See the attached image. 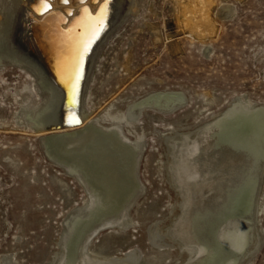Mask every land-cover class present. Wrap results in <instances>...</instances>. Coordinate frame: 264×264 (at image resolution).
Returning a JSON list of instances; mask_svg holds the SVG:
<instances>
[{
  "label": "rangeland",
  "instance_id": "374dc122",
  "mask_svg": "<svg viewBox=\"0 0 264 264\" xmlns=\"http://www.w3.org/2000/svg\"><path fill=\"white\" fill-rule=\"evenodd\" d=\"M211 2L214 26L192 33L182 22L192 8L189 0H140L121 25L110 24L113 29L94 54L84 102L103 124L155 94H183L186 101L166 113L145 107L137 121L123 123L125 133L144 146L138 164L143 193L129 209L132 225L91 238L94 255L136 251L147 264L182 261L176 245L161 250L149 237L153 229L165 231L183 205L172 183L169 137L203 127L238 98L264 105V0ZM222 5L231 9L228 17L216 16ZM150 25L158 28V37ZM44 102L28 71L0 66V264H59L66 221L88 199L82 185L48 158L42 137L19 123L25 103L39 108ZM263 187L264 182L256 223L262 240L244 264H264Z\"/></svg>",
  "mask_w": 264,
  "mask_h": 264
},
{
  "label": "bare ground",
  "instance_id": "6f19581e",
  "mask_svg": "<svg viewBox=\"0 0 264 264\" xmlns=\"http://www.w3.org/2000/svg\"><path fill=\"white\" fill-rule=\"evenodd\" d=\"M68 1L48 0L51 9L43 11L38 10V0H3L0 7V66L28 71L45 96L39 108L25 103L21 110L25 118L19 123L42 137L48 158L88 194L85 205L66 221L59 264H147L136 251L99 257L88 244L103 229L132 225L129 209L144 188L138 175L144 146L125 133L123 123L137 121L145 107L169 112L183 105L185 97L152 95L130 104L111 125L103 124L101 116L91 117L84 92L94 54L113 29L108 30L110 24L121 25L130 12H137L140 0H123L127 8L120 0L115 6L113 0ZM189 3L193 9L182 18L186 29L192 33L212 29L211 0ZM102 10L103 25L93 37L89 16L94 19ZM230 12L222 5L216 16L225 18ZM150 27L158 37V28ZM216 117L167 141L172 183L183 205L179 208L178 202V214L165 231L155 226L149 237L161 250L176 245L183 260L174 264H244L262 240L256 223L264 182V105L238 98Z\"/></svg>",
  "mask_w": 264,
  "mask_h": 264
},
{
  "label": "snow or ice",
  "instance_id": "6c2138e0",
  "mask_svg": "<svg viewBox=\"0 0 264 264\" xmlns=\"http://www.w3.org/2000/svg\"><path fill=\"white\" fill-rule=\"evenodd\" d=\"M64 2L67 3L68 0H64ZM49 7H50V4L48 3V0H39L38 10L40 11L47 10ZM85 12H87V10H85ZM89 20H90L89 27H90L92 36L94 37L98 33L100 27L103 25V10L101 12V15L94 19L91 16H89ZM86 50H87V46L85 45V51Z\"/></svg>",
  "mask_w": 264,
  "mask_h": 264
},
{
  "label": "water",
  "instance_id": "95a60500",
  "mask_svg": "<svg viewBox=\"0 0 264 264\" xmlns=\"http://www.w3.org/2000/svg\"><path fill=\"white\" fill-rule=\"evenodd\" d=\"M32 1H34V0H32ZM38 1H39V0H38ZM49 9H51V8L49 7L47 10H49ZM55 10H56V9H55ZM108 19H109V18H108ZM107 21H108V20H107ZM105 27H106V28L104 29V32H105V30L107 29L108 26L105 25ZM104 32H103V31L101 32V35H100L99 38L96 40V42L101 38V36L103 35ZM96 42H95V43H96ZM90 53H91V51H90L87 55H89ZM84 73H85V72H84ZM82 81H83V78H82ZM82 81H81V83H82ZM80 90H81V84H80V88H79V92H78V94L80 93ZM78 96H79V95H78ZM63 125H64V124H63ZM51 127H52V126H51Z\"/></svg>",
  "mask_w": 264,
  "mask_h": 264
}]
</instances>
